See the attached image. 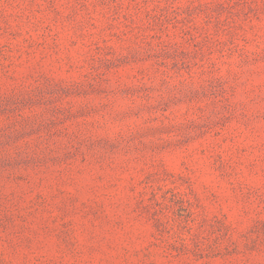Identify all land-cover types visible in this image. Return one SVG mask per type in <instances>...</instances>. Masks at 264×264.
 I'll return each mask as SVG.
<instances>
[{"label": "rangeland", "instance_id": "374dc122", "mask_svg": "<svg viewBox=\"0 0 264 264\" xmlns=\"http://www.w3.org/2000/svg\"><path fill=\"white\" fill-rule=\"evenodd\" d=\"M0 264H264V0H0Z\"/></svg>", "mask_w": 264, "mask_h": 264}]
</instances>
